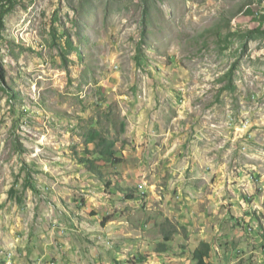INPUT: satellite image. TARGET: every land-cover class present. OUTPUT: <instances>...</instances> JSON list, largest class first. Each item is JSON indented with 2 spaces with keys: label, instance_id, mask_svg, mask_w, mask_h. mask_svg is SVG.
<instances>
[{
  "label": "rangeland",
  "instance_id": "obj_1",
  "mask_svg": "<svg viewBox=\"0 0 264 264\" xmlns=\"http://www.w3.org/2000/svg\"><path fill=\"white\" fill-rule=\"evenodd\" d=\"M248 10L264 0H0V264H193L204 240L214 264H264ZM92 128L122 163L86 153Z\"/></svg>",
  "mask_w": 264,
  "mask_h": 264
},
{
  "label": "trees",
  "instance_id": "obj_2",
  "mask_svg": "<svg viewBox=\"0 0 264 264\" xmlns=\"http://www.w3.org/2000/svg\"><path fill=\"white\" fill-rule=\"evenodd\" d=\"M247 13H248L247 15H253V17L255 18L261 17V24H260L259 29L255 30L254 32H251L249 37H251L252 39L255 33L264 34V15L261 16L260 15L261 13L259 14L258 12L253 14L251 10H248ZM5 14L6 12H0V33H1V30L4 28L3 19H4ZM84 45H87V42H85ZM64 47L67 53H72L73 51H77L79 57L80 58L83 57L82 51L80 49H77V48L75 49L73 47L72 41L69 37H66V42H65ZM123 127L125 128V125H123ZM91 146H93V150L90 149ZM85 151L88 155H93V156L96 155L98 156L99 160H105V161L111 162L115 166L122 163L121 160L116 158V155H117L116 143L113 140H109L108 138H106L103 135L102 131L96 128H92L91 132L88 134V141L86 143ZM81 161L84 164H87L88 167L92 169L93 171L97 168L95 165L96 162L92 158H81ZM173 234H175V230H172L168 232L167 234H165L164 242L159 244L157 248L158 254L169 252L168 244L172 241ZM210 249H211V245L209 243L202 242L192 254V259L194 261L193 264H213L211 262ZM147 259L148 257H140V258L136 257L134 258V262L137 263V262H141Z\"/></svg>",
  "mask_w": 264,
  "mask_h": 264
},
{
  "label": "built area",
  "instance_id": "obj_3",
  "mask_svg": "<svg viewBox=\"0 0 264 264\" xmlns=\"http://www.w3.org/2000/svg\"><path fill=\"white\" fill-rule=\"evenodd\" d=\"M13 258H15L14 254L13 256H5L4 260L2 261V264H13Z\"/></svg>",
  "mask_w": 264,
  "mask_h": 264
},
{
  "label": "crops",
  "instance_id": "obj_4",
  "mask_svg": "<svg viewBox=\"0 0 264 264\" xmlns=\"http://www.w3.org/2000/svg\"><path fill=\"white\" fill-rule=\"evenodd\" d=\"M202 242L209 243L207 240H206V241L204 240V241H202ZM202 242H201V243H202ZM209 244H210V243H209ZM210 245H211V244H210ZM210 253H211V255H212V252H211V251H210ZM164 254H166V253H164ZM3 260H4V259H3ZM211 262H212V260H211ZM15 263H16V262H15ZM212 263H213V262H212ZM213 264H214V263H213Z\"/></svg>",
  "mask_w": 264,
  "mask_h": 264
}]
</instances>
